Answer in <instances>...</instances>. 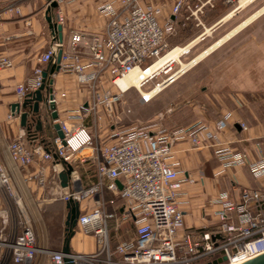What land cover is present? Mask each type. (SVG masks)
I'll return each mask as SVG.
<instances>
[{
    "label": "built area",
    "instance_id": "obj_1",
    "mask_svg": "<svg viewBox=\"0 0 264 264\" xmlns=\"http://www.w3.org/2000/svg\"><path fill=\"white\" fill-rule=\"evenodd\" d=\"M216 1L220 0H102L96 7L107 18L101 34L85 36L74 30L67 44L53 34L39 63H53L60 49L57 72L74 76L90 89L89 102L66 110L64 117L57 112L58 118L52 124L59 125L63 138L56 134L49 138L29 136L24 129L6 144L8 161L0 160V264H64L65 256L61 249L38 245L36 220L30 206L14 190L10 163L16 167L26 191L27 182L32 180L45 186L50 172L51 182L56 183L53 198L79 204L74 235L81 232L94 236L96 244L92 252L67 254L72 264H209L219 257L226 261L218 264H235L264 252V191L260 188H242L238 200H232L227 191L217 193L211 199L219 206L214 211L216 225L202 231L184 228L180 201L184 180L173 157L177 143L187 141L193 148L213 147L220 162L219 173L246 165L254 178H264V158L250 160L244 152L218 140L228 127L231 112L211 123L172 127L122 126L114 113L124 93L116 83L118 78L133 68L146 69L174 48L169 47L168 39L177 26L189 25L188 20L205 31L200 17L214 8ZM62 20L57 13L56 22ZM215 24L208 27L210 31ZM204 31L197 37L203 38ZM172 63H164L142 79L141 86L168 73L153 82L155 87L160 86L159 92L189 69L171 72ZM11 66V59L0 54V69ZM43 70L36 66L24 82L15 86L19 102L40 88ZM152 97L139 93L141 103H148ZM50 100L56 106L52 92ZM15 116L19 117L11 112L8 115ZM89 116L92 128L85 124ZM238 125L241 130L247 128L243 121L239 120ZM105 128L108 140L101 142L98 133ZM77 164L93 168L96 179L88 186L73 175ZM67 166L71 171L66 185L61 187L58 174ZM124 222L133 227L135 234L119 239ZM260 244L257 251H252L253 245Z\"/></svg>",
    "mask_w": 264,
    "mask_h": 264
},
{
    "label": "crops",
    "instance_id": "obj_2",
    "mask_svg": "<svg viewBox=\"0 0 264 264\" xmlns=\"http://www.w3.org/2000/svg\"><path fill=\"white\" fill-rule=\"evenodd\" d=\"M101 1L62 0L56 2L54 7L51 5V0H0V54L7 56L12 61L11 67L0 69V150H2L0 160L7 163L8 150L6 144L19 134L20 130L25 129V127L20 126V117H8L11 112V105L20 101L15 86L24 82L36 66H41L42 69L47 70L50 62L40 64L39 58L52 43L54 31L50 26L58 23L56 22L57 13L63 17L59 24L62 26V41L67 44L70 33L74 30L82 32L85 36L102 33L107 18L96 10ZM253 1H248L244 6H239L237 3L235 9L221 17L215 25L219 26L222 21L233 16L237 9L243 8ZM217 2L219 1H216V4ZM48 17H50V21ZM263 19L264 5L217 40L233 31L223 40L225 41L250 22ZM254 58L258 62L254 68V80H256L254 84H259L256 85V88H264V52L253 55ZM181 76L170 85L175 84ZM49 78L52 79V83L48 86L52 88V95L57 101L56 110L59 116L64 117L66 110H74V108L80 105L85 106L89 102L90 89L79 84L74 76L58 71L50 74ZM198 79L199 73L192 76L193 86ZM44 93H46V89L43 91ZM193 97L195 117L191 121L164 125L172 127L190 126L196 122L211 123L220 116L211 115L210 111L202 108L195 94ZM39 107L41 109V122L43 123L41 136L49 138L55 135L56 131L52 127L53 119L50 116L48 102H41ZM244 110H238V112L236 110H223L222 115L231 112V116L227 122L228 127L219 134L218 140L236 151L244 152L250 160L264 158V99L260 103H251ZM239 120L247 125L246 129H240ZM72 122L75 121H71V124H73ZM91 123L92 116L85 118V124L88 128H92ZM107 134L108 130L105 128L98 133V140L105 142L108 140ZM173 157L180 177L184 180L180 201H182L184 228L187 230L212 229L216 225L217 218L214 211L219 206L213 204L211 199L217 193L227 191L232 200H238L242 188H260L264 191V178H254L246 165L225 168V171L219 173L221 171L220 162L210 145L193 148L189 142L181 141L174 145ZM34 167L35 164L27 169L32 171ZM73 175H77L84 186H88L96 179L93 168L84 164H77L76 172ZM32 181L38 184L36 180ZM48 182H51V179ZM118 233H120L119 239L135 234L133 227L128 222L122 223ZM75 236H78V239L76 243H73L72 240ZM37 243L39 246H46L55 250L61 248V246H52L49 241L45 243L37 241ZM114 243L116 242H111L112 245ZM95 244L94 236L78 232L70 240V249L74 252H92Z\"/></svg>",
    "mask_w": 264,
    "mask_h": 264
},
{
    "label": "rangeland",
    "instance_id": "obj_3",
    "mask_svg": "<svg viewBox=\"0 0 264 264\" xmlns=\"http://www.w3.org/2000/svg\"><path fill=\"white\" fill-rule=\"evenodd\" d=\"M236 5L237 2L227 4L220 0L215 9L206 10L205 14L200 17L201 22L205 28L209 27L234 10ZM262 5H264V0H254L245 7L237 9L238 12L236 11L233 16L222 21L219 26L204 32L205 35L201 39L195 38L204 31L202 26H197L193 20H188L189 25L177 26L176 32L169 37V47H183L188 43H193L195 39L186 54L180 56L182 62L187 63ZM258 52L260 54L264 52V19L250 22L242 27L204 58L193 63L175 84L164 87L148 103L139 101V91L134 87L122 93L121 101L114 107V113L122 126L137 124L148 127L156 124L189 122L195 117L193 94L201 103L202 108L210 111L215 117L221 116L223 110L245 111L244 108L251 103H260L264 99V88H256L259 84H254L256 81L254 80V68L258 62L255 58L253 59V55ZM172 64L171 72L177 71L180 66L178 62ZM198 73L199 79L193 86L192 76ZM166 75L168 73H162L141 89L148 91L154 86L153 82H159ZM12 171L14 190L18 192L27 206H30L36 220L37 241L41 243L49 241L52 246H61L67 210L63 201L53 198L52 192L53 188H56V183L48 182L47 185L40 187L34 181L27 182L26 191L24 184L16 176L17 174L13 169ZM47 176L52 178L50 172ZM77 239L78 236H75L73 243H76Z\"/></svg>",
    "mask_w": 264,
    "mask_h": 264
},
{
    "label": "water",
    "instance_id": "obj_4",
    "mask_svg": "<svg viewBox=\"0 0 264 264\" xmlns=\"http://www.w3.org/2000/svg\"><path fill=\"white\" fill-rule=\"evenodd\" d=\"M52 6H56L55 2L51 3ZM48 20L50 21V17H48ZM50 27H52V30L54 33H56L57 38L59 41L62 40V26L57 24H52ZM60 53L61 50L58 49L56 52V58L53 63H51V66L48 70H43L42 74V84L39 89L36 91L29 93L21 102H15V104L11 105L10 111L12 114H18L20 117V126L26 127L28 120L31 118L32 120L36 121L37 128H40L41 125V116H40V103L47 101L48 102V108L50 109V116L52 119H57V111L56 106L53 101H51V92L52 88L49 87L52 83V79L49 78V75L57 72L58 70V62L60 60ZM46 89V93L43 94V91ZM46 95V96H45ZM52 127L54 131H56V135L59 138H63V132L59 129V125L57 123H53ZM71 171V167L67 166L65 170H61V172L58 174L60 179V186H65L66 182L69 178V173ZM117 187L121 189V185L119 182H116ZM66 207V215H65V227H64V238L63 243L61 245V252L65 254L64 256V264H72L70 258L67 256V254L71 253L70 249V240L74 235V229L76 227L77 223V216L79 214V204L77 202H74L72 200H68L64 203ZM226 261L225 257H219L217 259H213L212 263L209 264H218ZM235 264H264V252L257 254L256 256L246 258L242 260V262L235 263Z\"/></svg>",
    "mask_w": 264,
    "mask_h": 264
},
{
    "label": "bare ground",
    "instance_id": "obj_5",
    "mask_svg": "<svg viewBox=\"0 0 264 264\" xmlns=\"http://www.w3.org/2000/svg\"><path fill=\"white\" fill-rule=\"evenodd\" d=\"M248 1L250 0H239L238 5L239 6H244L246 3H248ZM206 31H204L205 33L207 31H209V29H205ZM233 33V31H231L230 33H228L226 36L222 37L220 40L215 41L213 44H211L210 46H207L206 49H204L203 51H201L198 55L194 56L192 58V60H190L187 63L182 62V60L180 59L181 55L186 54V52L190 49L191 45L194 43H188L183 47H177V48H172L171 50L167 51L164 55H162L161 57H159L157 60H155L152 64L148 65V67L146 69H138V68H133V71H131L128 75L122 77V78H118V80L116 81V83L119 85L120 89H122L124 92L130 90L131 88H136L140 94L142 95H151L154 96L155 93L158 92V90L160 89V86H153L151 89H148V91H144L141 89V84L140 81L146 77H148V75H150L153 71L159 69L164 63L166 62H173V63H177L180 65L179 66V70L178 71H184L187 68H191L192 64L201 60L202 58H204L211 50H213L215 47H217L218 45L221 44V42L229 35H231ZM199 39V37H198ZM184 74V73H183ZM10 166L12 167V169L14 170V172L16 173V167L10 163ZM17 174V173H16ZM18 176V174L16 175ZM18 179L20 180L19 176ZM21 182V181H20ZM20 186H22L20 184ZM24 191L25 189L22 188ZM262 245H253L252 247V251H257L258 247L260 248Z\"/></svg>",
    "mask_w": 264,
    "mask_h": 264
},
{
    "label": "trees",
    "instance_id": "obj_6",
    "mask_svg": "<svg viewBox=\"0 0 264 264\" xmlns=\"http://www.w3.org/2000/svg\"><path fill=\"white\" fill-rule=\"evenodd\" d=\"M51 63H49L47 70L50 68ZM43 123L41 122L40 128H37L36 121L32 120L31 118L28 120L27 125L25 127L26 132H28L29 136L36 135L38 137L41 136V129H42ZM202 231V230H200Z\"/></svg>",
    "mask_w": 264,
    "mask_h": 264
}]
</instances>
